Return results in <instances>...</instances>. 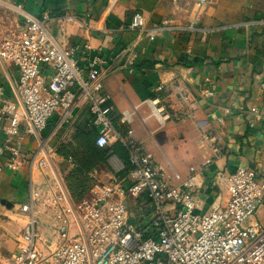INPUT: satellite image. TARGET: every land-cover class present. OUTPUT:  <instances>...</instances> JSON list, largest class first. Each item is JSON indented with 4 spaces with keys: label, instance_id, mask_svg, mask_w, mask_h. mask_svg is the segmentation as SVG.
Here are the masks:
<instances>
[{
    "label": "built area",
    "instance_id": "obj_1",
    "mask_svg": "<svg viewBox=\"0 0 264 264\" xmlns=\"http://www.w3.org/2000/svg\"><path fill=\"white\" fill-rule=\"evenodd\" d=\"M119 1L109 0V10ZM212 1L193 0L196 16L187 23L167 18L148 27L143 14L136 12L128 28L152 41L163 33L255 26L262 27L264 36V20L199 28L197 19ZM0 8L15 11L23 22L18 34L9 35L0 47V62L11 63L19 72L13 97L0 85V118L7 122L0 173L4 168L12 172L27 166L30 170L52 168V156L62 145L65 131L74 128L84 109L91 116L89 128L96 146L106 149L112 141L119 143L129 164L107 182L91 183L77 200L57 174L46 187L32 184L30 199L18 208L23 229L16 238V250L0 253V264H264V223L257 218L264 205V178L258 170L239 166L232 172L205 175V169L225 154L220 136L206 131L202 140L211 154L204 163L192 167L184 178L169 173L145 151L126 120L116 118L105 87L111 74L106 58L93 54L90 44L58 43L49 29L50 14L34 16L11 0H0ZM60 31L64 33L63 22ZM124 53L132 73L136 55L131 49ZM155 91L146 103L159 123L196 119L199 103L183 82H161ZM171 95L181 109L170 106ZM201 95L210 98L214 90L207 87ZM25 136L33 139L30 149L22 144ZM57 137L61 142L52 144ZM112 153L110 149L108 157ZM67 160L74 163L72 157ZM207 183L212 184L213 196L203 211L202 191ZM142 195L148 196L152 217L148 223L137 224L130 219L127 202ZM4 207L0 199V212Z\"/></svg>",
    "mask_w": 264,
    "mask_h": 264
},
{
    "label": "crops",
    "instance_id": "obj_2",
    "mask_svg": "<svg viewBox=\"0 0 264 264\" xmlns=\"http://www.w3.org/2000/svg\"><path fill=\"white\" fill-rule=\"evenodd\" d=\"M26 12L41 17L50 14L49 29L54 39L64 46L90 44L93 54L108 60L110 76L105 87L111 96L118 120H126L135 138L146 152L169 173L187 177L192 167H200L211 154L203 142L206 131L217 133L224 156L205 169V175L218 170L235 171L243 166L256 169L264 178V36L262 27L212 30L195 33H163L155 40L128 28L136 12L143 14L147 26L174 18L179 23L192 21L196 16L193 0H120L109 10V0H11ZM7 17H10V15ZM264 20V0H213L199 15V28L214 29L226 24L247 20ZM23 27L22 18L14 19ZM64 23V33L60 31ZM136 55L134 71L129 72L125 50ZM80 62L86 61L79 56ZM19 72L8 62H0V85L13 97V85ZM183 82L192 92L199 110L194 120L159 123L146 100L156 94L161 83ZM207 79L211 83H207ZM208 88L214 96L201 93ZM172 94V93H171ZM170 106L181 109L173 95ZM91 116L82 110L72 130L65 131L63 143L80 142L91 131ZM7 122L0 118V147L5 143L3 129ZM94 133V132H93ZM64 135V132L62 131ZM61 134V135H62ZM90 139V138H89ZM90 141H93L91 138ZM57 137L52 144L58 145ZM25 148H32L33 139L25 136ZM107 166L113 174L125 167L127 153L119 143L111 142ZM4 159H0V164ZM52 168L23 167L18 172L4 168L0 173V199L5 207L0 212V253L16 250V238L23 224L18 208L30 199L32 184L46 187L54 174L59 175L69 192L65 178L78 165L69 163L57 152L51 159ZM113 164L114 169L111 167ZM94 169V168H93ZM92 174L93 171H90ZM204 175V176H205ZM70 193V192H69ZM213 196L211 183L205 184L202 197L207 211ZM131 221L148 223L152 217L147 195L129 199ZM257 218L264 223V207Z\"/></svg>",
    "mask_w": 264,
    "mask_h": 264
},
{
    "label": "trees",
    "instance_id": "obj_3",
    "mask_svg": "<svg viewBox=\"0 0 264 264\" xmlns=\"http://www.w3.org/2000/svg\"><path fill=\"white\" fill-rule=\"evenodd\" d=\"M95 137L93 131H89L80 142H77L74 138V142L69 141L63 143L58 148L59 153L66 158L72 157L73 161L78 164L67 177L69 192L71 197L75 200L80 199L89 188L91 182L89 174L98 163L97 158L100 157L103 158V160H107L108 158L110 148L105 149L97 147L95 144ZM91 138L93 141H90ZM121 147L125 150L122 145ZM125 165H129L128 156Z\"/></svg>",
    "mask_w": 264,
    "mask_h": 264
},
{
    "label": "rangeland",
    "instance_id": "obj_4",
    "mask_svg": "<svg viewBox=\"0 0 264 264\" xmlns=\"http://www.w3.org/2000/svg\"><path fill=\"white\" fill-rule=\"evenodd\" d=\"M5 1H10V0H5ZM3 9L0 10V47L2 46V42L5 41V39L9 37V35L18 34L20 30L19 26L14 21V19L18 18V14L15 11L7 10V9L3 10ZM7 15L8 16L10 15V17H7ZM97 160L98 163L96 164V166H94V169L92 170L93 171L92 174L95 177L92 179L90 178L91 179L90 185L91 183L93 184L99 182H107L113 174L112 173L113 171L111 170L110 166H107V160H103V158L100 157L97 158ZM65 181L68 183L67 177L65 178Z\"/></svg>",
    "mask_w": 264,
    "mask_h": 264
}]
</instances>
